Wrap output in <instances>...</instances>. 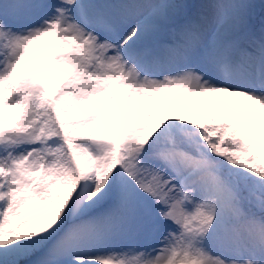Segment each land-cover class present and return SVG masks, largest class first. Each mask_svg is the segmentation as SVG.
<instances>
[{
	"label": "snow or ice",
	"instance_id": "snow-or-ice-1",
	"mask_svg": "<svg viewBox=\"0 0 264 264\" xmlns=\"http://www.w3.org/2000/svg\"><path fill=\"white\" fill-rule=\"evenodd\" d=\"M0 264H264V0H0Z\"/></svg>",
	"mask_w": 264,
	"mask_h": 264
},
{
	"label": "rangeland",
	"instance_id": "rangeland-1",
	"mask_svg": "<svg viewBox=\"0 0 264 264\" xmlns=\"http://www.w3.org/2000/svg\"><path fill=\"white\" fill-rule=\"evenodd\" d=\"M180 102H184L182 104L183 106H187V105H189L191 103V101H189V100L161 101V107L163 108L166 104H170L172 107H176L175 106V103H180ZM196 103L198 105H203L205 103H208V104H216L217 105V111H219V108H220L219 99H217L215 101H203V100H200V101H197ZM228 111L230 113L233 112L234 111V107L230 105Z\"/></svg>",
	"mask_w": 264,
	"mask_h": 264
}]
</instances>
